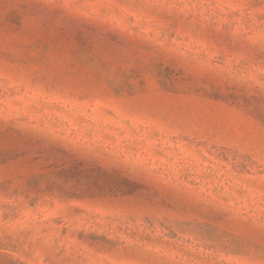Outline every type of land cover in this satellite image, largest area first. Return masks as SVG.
Instances as JSON below:
<instances>
[{
    "label": "rangeland",
    "instance_id": "rangeland-1",
    "mask_svg": "<svg viewBox=\"0 0 264 264\" xmlns=\"http://www.w3.org/2000/svg\"><path fill=\"white\" fill-rule=\"evenodd\" d=\"M0 264H264V0H0Z\"/></svg>",
    "mask_w": 264,
    "mask_h": 264
}]
</instances>
